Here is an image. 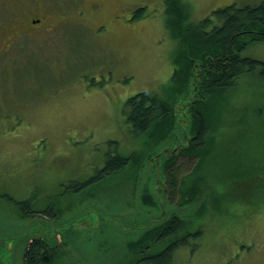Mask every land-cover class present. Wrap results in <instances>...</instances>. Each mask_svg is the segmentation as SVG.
<instances>
[{
  "label": "rangeland",
  "instance_id": "obj_1",
  "mask_svg": "<svg viewBox=\"0 0 264 264\" xmlns=\"http://www.w3.org/2000/svg\"><path fill=\"white\" fill-rule=\"evenodd\" d=\"M184 1L188 20L195 22L231 2L261 0ZM140 6L143 14L133 18ZM37 12L48 13L49 24L15 36ZM164 14V0H0V33L5 28L16 38L0 51V231L21 235L22 253L34 235L23 231L43 218L57 247L63 246L62 234L67 242L66 256L56 264H116L126 240L158 216L174 213L187 220L188 230H201L175 250L174 264H264V199L258 205L220 199L200 212L197 202L176 209L159 155L123 174L129 186V179L120 183L102 171L107 155L142 147L124 121L127 97L145 89L162 93L171 79L177 43ZM241 53L264 59V41ZM228 96L214 134L219 155H235L237 167L262 168L264 127L254 120L239 123L252 103L264 102V79L241 76ZM180 122L186 126L187 116ZM195 160L178 155L177 176ZM217 165V172L229 173ZM217 184L216 196L226 190ZM31 196L41 205L51 201L49 219L18 205ZM19 208L27 217L16 216Z\"/></svg>",
  "mask_w": 264,
  "mask_h": 264
},
{
  "label": "trees",
  "instance_id": "obj_2",
  "mask_svg": "<svg viewBox=\"0 0 264 264\" xmlns=\"http://www.w3.org/2000/svg\"><path fill=\"white\" fill-rule=\"evenodd\" d=\"M143 11L142 6L134 8L132 17H140ZM164 13L166 26L177 43L172 53L171 79L162 93L145 89L127 97L124 121L130 135L141 138L142 147L126 155L117 152L107 155L102 171L120 183L129 179V186L130 178L123 174L130 169L135 171L143 164L142 159L159 155L163 159L164 182L169 187L167 195L176 197V209H186L197 202V212L205 211L202 209L205 204L211 203L213 208L214 201L220 199L230 205H258L264 199V165L261 168L248 163L243 168L238 163L237 167L238 157L219 155L214 134L238 79L244 75L264 79V59L241 53L250 43L264 41V0L243 5L231 2L212 9L195 22L188 20V5L184 0H164ZM260 103L251 104L250 113H246L240 126L254 120L264 127V102ZM186 116L185 126L180 120ZM156 148L160 149L153 153ZM178 155L196 158L190 170L180 176L174 168ZM219 157L229 160L224 163ZM217 164H224L232 173L228 181L229 173L217 172ZM234 172H238L237 177ZM89 181L92 182V178L85 180ZM215 184L226 186V190L216 196ZM18 205L24 211L53 213L51 201L41 205L33 196ZM15 213L27 217L21 208ZM200 233V228L188 230L187 220L174 213L158 216L136 238L125 241L120 248L122 257L116 264H174L175 250L183 244L189 245L188 237ZM62 238L66 246L64 234ZM63 246L32 239L23 253L25 262L56 264L66 256Z\"/></svg>",
  "mask_w": 264,
  "mask_h": 264
},
{
  "label": "flooded vegetation",
  "instance_id": "obj_3",
  "mask_svg": "<svg viewBox=\"0 0 264 264\" xmlns=\"http://www.w3.org/2000/svg\"><path fill=\"white\" fill-rule=\"evenodd\" d=\"M36 15H38L36 17ZM34 16V17H33ZM47 16L42 13L38 14V12L34 15H30L25 22L22 21V23L19 25L20 28L18 30V33L15 34V36H20L22 33H28L31 31H35L37 27L41 24H49V21L47 20ZM14 33L11 32V34L8 33V29H3L0 33V39H6V40H0V46L4 45L3 48H0V51L6 52L7 51V46L9 42H12L15 40ZM18 217L22 218L19 214H16ZM51 215H43V217L49 219ZM32 219L26 226L25 231L23 232H29L32 231L34 233L33 237H31L29 240L32 239H42L44 241H51L54 243V246L58 245V241L55 236V241L53 240L54 238L52 237L51 234V228L52 225L43 224V218L41 219ZM33 221V222H32ZM15 226V224L13 225ZM22 224H16V228L21 229ZM51 227V228H50ZM35 232H40L35 233ZM44 232H47V236L45 235ZM55 235V234H54ZM20 236L19 234H4L0 231V264H26L25 262V257L20 249ZM61 242H64V239L61 237ZM26 248V247H25Z\"/></svg>",
  "mask_w": 264,
  "mask_h": 264
}]
</instances>
